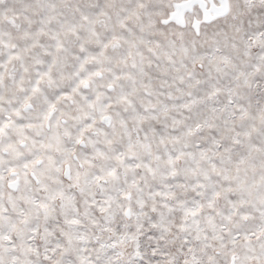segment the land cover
<instances>
[{"label": "snow or ice", "instance_id": "obj_1", "mask_svg": "<svg viewBox=\"0 0 264 264\" xmlns=\"http://www.w3.org/2000/svg\"><path fill=\"white\" fill-rule=\"evenodd\" d=\"M0 264H264V0H0Z\"/></svg>", "mask_w": 264, "mask_h": 264}]
</instances>
